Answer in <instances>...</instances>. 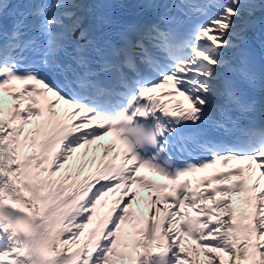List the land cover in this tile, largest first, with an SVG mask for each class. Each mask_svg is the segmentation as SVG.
Here are the masks:
<instances>
[{"label":"snow or ice","instance_id":"obj_1","mask_svg":"<svg viewBox=\"0 0 264 264\" xmlns=\"http://www.w3.org/2000/svg\"><path fill=\"white\" fill-rule=\"evenodd\" d=\"M0 264H264V0H0Z\"/></svg>","mask_w":264,"mask_h":264}]
</instances>
